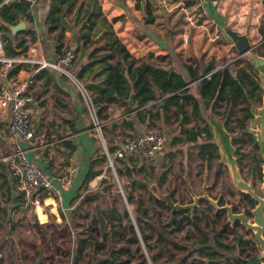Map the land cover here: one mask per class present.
Instances as JSON below:
<instances>
[{"label": "crops", "instance_id": "0c3cea01", "mask_svg": "<svg viewBox=\"0 0 264 264\" xmlns=\"http://www.w3.org/2000/svg\"><path fill=\"white\" fill-rule=\"evenodd\" d=\"M50 2L51 0L31 2L28 11L32 20L24 16L19 18L24 21L25 26L16 34L10 31V38L14 41L23 36L27 46L30 42H35L46 59L55 64L59 60L55 49L58 44L57 39L61 42L62 48L74 50L76 57L72 67L68 68L71 75L62 70L66 69L63 62H59V67H43L36 72H34V66L20 64L12 68L16 71L11 73V70L6 79H0V83H6L8 87L32 73L36 79L31 92L32 101L28 104L34 128L32 142H26L10 134L8 122L11 104L0 107V264H51L49 260L53 261L52 258L62 256L59 250L54 254L48 252L45 227L50 226L51 223L57 231L63 232V235L71 232L69 202L76 196L79 186L85 183L88 170L92 168L100 171L98 168L104 163L99 160L103 154L98 144V136L92 129L93 123L86 105V98L81 90L82 84L75 75L91 60L94 61L92 58H96L98 54L107 55V61L110 63H115L117 56L101 48L96 49V53L92 54L94 48L104 42L103 30L97 33L93 31L91 34V38L97 42L98 46L81 47L80 26L76 23L77 14L75 13L79 3L67 9L66 26L59 31L50 32L46 25ZM98 2L103 15L111 23L115 35L135 61L148 59L179 73L182 79L187 81L191 94L198 99L201 114V118L194 119L191 106L185 103L184 108L189 120L183 123L182 117L175 118L174 106H169L167 112L161 108L165 95L160 94L161 105L158 104L157 99L156 106L150 108L151 113L157 116L151 118L152 124L149 126L150 118L140 119L137 115L139 111L138 113L144 116L143 109L134 111L131 109L130 112H125V106L119 101L107 105L99 103L95 111L106 116V118L99 117L100 122H104L102 137L106 145L116 148L123 138L141 134L156 124L167 129L169 136L168 141L165 142L168 146L167 152L163 154L162 150L153 158H146L154 161L153 165H150L154 167L153 174L164 170V166L168 163V153L176 154L175 149L183 151L181 146L187 145L190 149V144L198 145L204 141V133H202L198 142H187L185 137L181 143L170 144L173 136L182 135L179 133L180 125L194 131H197L195 125L200 128L209 126L212 138L219 147L218 134L219 130H223V120L211 109L208 101L200 99L196 91V81L190 78V73H200L210 64L213 66L212 71L226 67L231 74H234L237 67L234 63L238 59L233 58L238 53L229 36L225 34L224 28L230 27L239 34H246L251 45H258L264 39L262 32L264 31V0H218L216 5H213L211 0H204L201 9L194 5V0H98ZM150 16L153 18L150 19ZM85 23L84 21L83 24ZM30 31L35 34L32 40L29 36ZM100 32L101 36L96 39ZM184 32L189 34L187 43L183 41ZM0 36L3 39L2 30H0ZM241 57L255 66L263 61L262 56L254 52V48L248 56ZM97 66L98 64H94L93 69L96 70ZM231 66H234L233 70ZM258 77L264 86L259 72ZM156 93L160 92L156 91ZM164 113L170 116L169 121L163 119ZM250 124L249 122V128ZM15 145L23 147L28 158L36 162L53 181H57V176L69 165L76 168L69 182L61 188L62 197L59 205L57 208L49 209L51 211L49 215L54 218L53 222H48L46 218L41 221L40 215H38L40 223L28 222L30 201L25 195L23 202L15 208L18 204L17 197L22 191L18 189V178L13 175L5 159ZM135 157L142 159L144 156L138 154ZM182 157L185 158V156ZM152 181L156 180L153 178ZM43 203L51 204L48 199H45ZM42 214L47 216V213ZM72 214L76 212L72 211ZM51 238L65 254L71 253L70 256L75 255V259L80 254L78 248L83 241L80 238L77 242L74 240V248H64L59 244L62 238L57 239L54 234ZM233 252H238V259L241 255L247 258V254L243 253L240 247L238 249L235 247ZM40 256H42L41 261L36 263Z\"/></svg>", "mask_w": 264, "mask_h": 264}, {"label": "rangeland", "instance_id": "374dc122", "mask_svg": "<svg viewBox=\"0 0 264 264\" xmlns=\"http://www.w3.org/2000/svg\"><path fill=\"white\" fill-rule=\"evenodd\" d=\"M231 69L233 70L234 66H231ZM245 105L236 104L227 109L225 104H221L216 109L220 118H224L225 115L228 116L230 136L232 138L238 135L237 117L242 115ZM258 106H260V103L254 101L252 109L254 110ZM254 127L251 123L249 129ZM150 130L160 132L168 141L167 129L156 124ZM104 137H106L105 134ZM126 138H123V140ZM97 140L103 154L104 149L99 136ZM233 145L235 151L239 154L235 156L242 178L247 182H251L254 191L260 194L261 184L264 179V163L261 162L262 168L259 169L258 164L251 159L249 153L252 142L242 141ZM189 146L190 149L187 145L181 146L183 151L175 149V158L166 170V177L162 183L157 182L158 173L151 176L149 171L136 173V177L143 184L133 181L129 183L127 176L123 174L125 163L118 162V164L115 162L112 168L109 166L106 157H104V163L98 169H100V173L104 171L105 177L89 179L81 184L76 196L69 202V207H71V232L63 235V232L57 231L51 223L50 226L45 227L48 252L54 254L59 250L62 253V256L52 258L51 260L53 261L49 260V262L51 264H112L107 259V257H110L109 252L112 250V245L115 248L126 246L129 249L127 253L116 252L118 260L113 264H124L122 263L123 261H128L132 264H143L141 263L143 259H145V264H170V259L178 258L182 264H203L199 260L201 258L200 247H189V245L191 246V240L199 241L202 233L183 216L188 214V212L179 213L178 210L181 208L177 207V205L191 204L193 195L202 194L204 186L207 187V193L210 197L213 199L220 198L223 203L226 202L225 204L231 205L233 212L244 211L251 217L253 202L234 186L228 164L223 159L222 153L219 152V155H213L209 160H203L196 153L197 144L193 143ZM167 147L166 144L163 148V154L167 152ZM254 155L262 157L260 148L255 149ZM182 156H185L186 159ZM133 162L137 165L145 166V169L148 170L154 161L143 157L136 161L134 159ZM152 178L156 181H152ZM128 196L132 199L127 200ZM139 199L144 203L149 217L148 223H142V226L146 229V240L141 238L137 216L134 211L135 202ZM156 199L161 202H157ZM109 206H113L118 211L121 225L109 217L102 218L101 214L98 213L99 210H108ZM28 210H30L28 222L37 221L40 223L42 221L41 218V221L39 220V217L34 212V206L30 203ZM72 211L73 213L76 212V214H72ZM193 212L199 217L197 222L199 227L205 232L211 231L215 239L220 240L222 243H227L229 246L235 244L237 249L240 247L247 254L250 252L251 255L257 253L255 244L251 242V240L253 241V234H250L238 221H234L231 224L226 210H216L208 201L200 200ZM42 213H47L44 220L46 218L49 220L48 222L54 221V218L49 215L51 211L48 206H44L43 212L38 209V215H44ZM206 216H208L210 221ZM175 219L180 221L181 229L176 227ZM92 220L95 221L93 230L89 227ZM150 223L156 224L158 227L162 226L166 239H159L157 232L152 229ZM130 226H133L138 235V244L130 240ZM112 229L118 232L114 237L110 233ZM88 233L92 234L93 239L88 236ZM188 233L189 236H187ZM52 234L56 235L57 239L62 238V240H59V244L64 248H74V240L77 242L79 238L86 241L80 254L75 259V255L71 257V253L65 254L62 249H59L53 243V240H51ZM236 239L242 240L244 243L239 246L235 242ZM90 242L96 243L99 248L93 251V246H91ZM232 253L236 257L239 256L238 252ZM151 257H153V260ZM240 257L245 258V256ZM262 262L264 263L263 259ZM212 264L226 263L221 258ZM232 264L239 263L233 262Z\"/></svg>", "mask_w": 264, "mask_h": 264}, {"label": "trees", "instance_id": "16d2710c", "mask_svg": "<svg viewBox=\"0 0 264 264\" xmlns=\"http://www.w3.org/2000/svg\"><path fill=\"white\" fill-rule=\"evenodd\" d=\"M76 3H79L75 13L77 14L76 23H79L80 26L79 33L81 38V47L98 46L97 42L91 38V34L93 31L97 33L103 30L104 42L100 46L95 47L92 54L96 53V49L101 48L106 49L112 55L115 54L117 56V61L115 63H110L107 61V55L98 54L96 58H92L94 61L91 60V62L84 66L80 72L76 75L74 74L83 87L89 92L92 101L95 103V107H98L99 103L107 105L109 103L119 101L125 106V112H130L132 108L127 105L126 100L129 97L131 88H133L134 101L136 103L134 106L135 109L139 110L142 108L145 110L144 116H141L138 113L139 111H137V115L140 119L143 117L148 119L150 118L148 120L150 123L149 126L152 124L151 118L156 117L157 114L155 115L151 113V107L144 108V105L157 100L156 91H159L161 95H165L163 106L161 108L167 112L169 110V106H174L173 114L175 118L179 119V117H182L183 123H186L189 120L186 116V110L184 108L185 103L191 106V112L194 119L201 118L199 101L191 94L190 89L187 86V81H184L179 73L169 69L168 66L164 67L152 61H148V59H142L140 62H136L124 44L115 35L111 23L107 21L102 13L98 0H51L46 15V25L50 32L59 31L66 26V11ZM23 16L27 19H31L28 8L19 0H15L0 8V30L3 31L2 41L5 40V42H3V50L7 56L20 55L25 53L27 50L28 46L26 39L23 36H20L12 41L10 38V30L7 27L8 25L17 23L19 18ZM150 17V19L153 18L152 16ZM84 21L86 22L85 24H83ZM261 31L262 29L260 28V32ZM262 32L264 33V31ZM29 36L31 37V40L34 39V32L30 31ZM57 42L58 44L55 49L58 56H60L67 48H62V44L58 39ZM13 44H15V46H13ZM16 49L18 50L16 51ZM254 52L264 57V39L254 47ZM94 64H98L96 70L93 69ZM234 64L237 66L234 74H231L229 69L226 67L212 71L213 66L209 64L204 67L200 73L191 72L190 78L196 81V91L199 94L200 99L208 101L209 104H211V109L216 113H218L216 109L221 104H225L227 109L232 105L246 104L242 115L237 117L239 128L238 135L233 138L231 137V140L232 144L242 141L252 142L249 155L251 159L258 164L259 169H261V162L264 163V160L262 157L260 158L254 155V151L257 147L253 146L255 135L249 130V122L253 118V102L258 101L261 103L263 93L262 84L258 77L257 69L248 60L240 57ZM15 71L16 69H13L11 73ZM156 104L152 107H155ZM166 114H163V119L169 121L170 116L168 117ZM98 115L101 118H106V116H102L99 113ZM228 119L227 115L222 118L224 128L230 133ZM196 126L197 131H194V129L188 130L180 125L179 133L182 135L173 136L170 140V144L176 145L181 143L184 141L185 137V141L187 142H198V138H200L202 133H204V141L197 145V155L203 160H209L213 157V155H219L218 145L212 138V132L209 126L206 125L201 128L198 125ZM108 149L113 151L115 148L109 147ZM235 155H239L237 151H235ZM174 156L175 154L173 152L167 154L168 163L164 166V170L158 172V183H162L164 181L166 177V170L170 167ZM104 157L105 156L103 154L99 158L100 162H104ZM134 159L135 161L139 160L137 157H125L116 160V163H125V170L123 174L127 176L129 183L132 181L142 183L141 180L136 177V173L139 171L145 173L148 170H146L143 165H137L133 162ZM149 172H151V176L154 175L153 166L149 167ZM99 174L100 171L90 168L86 176V181ZM102 182H104V180H102ZM23 197L24 193L20 192L17 197L18 204L15 208L23 202ZM130 199L132 198L128 196L127 200ZM157 202L161 201L157 200ZM145 208L146 207H144L142 200L139 199L135 202L134 211L137 216L136 219L142 240L147 239V235L145 233L146 229L142 226V223H148L149 219ZM193 210L181 208L178 211L179 213L188 212V214L183 216L188 220V222L193 224L199 232L202 233L199 241L196 242L195 239H192L191 246L189 245V247H200L199 251L201 253V258L199 260L203 264H212L222 258L226 264H232L233 262L243 264L232 253L236 245L229 246L227 243H222L220 240L213 237L211 231L205 232L202 230L197 224L199 217L193 212ZM98 213L101 214L102 218L109 217L117 224L121 225L120 215L113 206H109L108 210H99ZM206 217L209 220L208 216ZM174 221L176 227L181 229L182 226L180 221L176 219ZM208 223L211 224L210 222ZM112 225L114 224L112 223ZM150 225L152 229L157 232L159 239H166V236L162 231V226L158 227L156 224L152 223H150ZM89 227L91 230L94 229V220L90 222ZM130 232V240L133 243L138 244L139 238L133 226H130ZM110 233L112 237L118 234V232L114 229H112ZM88 235L91 239H93L91 233H88ZM187 236H189V233ZM105 238H107V236H105ZM235 242L239 246L244 243L239 239H236ZM84 244L85 243L81 241L78 252L81 251V247ZM90 244L93 246V251L99 248L96 243V245L91 242ZM111 248L112 250L109 252L110 257H107V259L108 261L110 260V263L112 264L118 260V257L115 254L116 252H129V249L126 246L115 248L111 245ZM137 249L139 248L137 247ZM246 251L248 250L246 249ZM243 253L247 254L245 251H243ZM250 253L247 254L248 258L252 256ZM151 259L153 260V257H151ZM122 263L132 264L128 261H123ZM141 263L145 264V259H143ZM169 263L177 264L180 263V260L170 259ZM180 264H182V262Z\"/></svg>", "mask_w": 264, "mask_h": 264}, {"label": "built area", "instance_id": "2783aa9c", "mask_svg": "<svg viewBox=\"0 0 264 264\" xmlns=\"http://www.w3.org/2000/svg\"><path fill=\"white\" fill-rule=\"evenodd\" d=\"M13 1L15 0H0V8ZM30 1L33 2L34 0ZM203 1L194 0V5L201 9L204 5ZM217 2L218 0H211L213 5H216ZM188 38L189 34L184 32V43H187ZM75 57L76 53L74 50L66 49L59 56V60L55 64L46 59L43 51L35 42H30L24 54L7 56L3 50V41L0 36V79H6L12 68L20 64L32 65L34 66V72H36L43 67H59V62H63L66 69L64 68L62 70L68 75H71L69 69L72 67ZM239 58L240 56L237 55L233 59L236 60ZM35 81V76L32 73L10 87L6 83H0V107H5L9 103L11 104L8 130L13 137L20 138L26 142H32L34 139V128L28 104L32 101L31 92L35 86ZM81 90L86 98V105L90 112L93 123L92 129L101 139L104 149L103 154L109 166L113 168L116 160L125 157H135L138 154H142L145 158H153L158 152L163 150L166 142L165 136L158 131L148 130L141 134L127 137L113 151H110L106 146V141L102 137V126L104 122H100L99 120L98 113L95 111V103L83 85L81 86ZM156 103L157 100L151 101L144 105V108L152 107ZM5 159L13 175L18 178V189L24 193L26 199L34 206V212L37 216L38 208L44 211L45 205L49 206V209L51 207L57 208L59 200L62 197L61 188L69 182L76 169L75 166L69 165L57 176V181H53L49 179L44 170L36 162L28 158L26 150L19 145H15ZM99 175L94 178L105 177L104 171ZM45 199L50 200L51 204L43 203ZM261 264H264L262 260Z\"/></svg>", "mask_w": 264, "mask_h": 264}, {"label": "water", "instance_id": "95a60500", "mask_svg": "<svg viewBox=\"0 0 264 264\" xmlns=\"http://www.w3.org/2000/svg\"><path fill=\"white\" fill-rule=\"evenodd\" d=\"M22 2L27 8L31 6L30 0H19ZM25 26L23 20H19L15 24L8 25L7 27L12 32V34H16L17 32L21 31ZM225 34L229 36L231 41L233 42L238 55L241 57L243 55L248 56L251 53V50L256 45H251L246 34H239L237 31L231 29L230 27L224 28ZM101 32L96 36V39H99L101 36ZM248 59V58H247ZM262 63L258 64L257 66L251 64L258 70L260 76H262L264 81V57L262 56ZM263 93H262V100L260 106L252 109L253 118L251 119L250 123L255 126L254 128L249 129L255 135V141L253 143L254 147L260 148L262 153V158L264 160V86H262ZM156 98L158 99V104L161 105L160 102V93H156ZM126 103L132 108L134 111V90L131 88L129 97L126 100ZM218 141H219V150L220 153L223 155V159L228 164L229 171L231 174V179L234 186L241 192L250 195V197L255 200V205L251 210V217L245 214L244 211L242 212H233L232 207L229 204L219 205V198L213 199L207 193V187H203V193L200 195H193V202L191 204H184V205H177L179 208L183 209H190L193 210L200 200H206L210 204H212L216 210H226L227 217L231 221V224L234 221H238L244 226L248 231L253 233V243L257 249V253L253 254L249 258L239 257V259L244 264H261V260H264V179L261 184V193L258 194L253 189V185L251 182L245 181L237 166V160L235 156V148L232 144L230 133L224 128L223 130H219L218 134ZM264 171V166H263ZM42 256L38 259L39 263L41 261Z\"/></svg>", "mask_w": 264, "mask_h": 264}, {"label": "flooded vegetation", "instance_id": "af4514ba", "mask_svg": "<svg viewBox=\"0 0 264 264\" xmlns=\"http://www.w3.org/2000/svg\"><path fill=\"white\" fill-rule=\"evenodd\" d=\"M244 195H245V194H244ZM247 195H248V194H247ZM247 195H245V197L249 198V200H250L251 202H253V207H254V205H255V203H256V202H254L255 200H253V199L250 197V195H248V196H247ZM220 200H221V199L219 198V205H224V204L226 203V202L223 203V202L220 201ZM253 207H252V208H253ZM252 208H251V209H252ZM245 214H246V213H245ZM246 215H247V214H246ZM248 216H249V215H248ZM249 217H250V216H249ZM249 233L251 234L252 232L249 231ZM252 234H253V233H252ZM251 242H252V244H254L252 240H251ZM251 242H250V243H251Z\"/></svg>", "mask_w": 264, "mask_h": 264}, {"label": "bare ground", "instance_id": "6f19581e", "mask_svg": "<svg viewBox=\"0 0 264 264\" xmlns=\"http://www.w3.org/2000/svg\"><path fill=\"white\" fill-rule=\"evenodd\" d=\"M44 217H45L44 215H40V218L42 219V221L44 220Z\"/></svg>", "mask_w": 264, "mask_h": 264}]
</instances>
